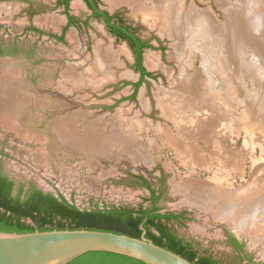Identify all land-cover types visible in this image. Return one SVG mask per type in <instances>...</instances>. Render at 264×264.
Listing matches in <instances>:
<instances>
[{
  "label": "rangeland",
  "instance_id": "rangeland-1",
  "mask_svg": "<svg viewBox=\"0 0 264 264\" xmlns=\"http://www.w3.org/2000/svg\"><path fill=\"white\" fill-rule=\"evenodd\" d=\"M31 1L0 0V59L24 72L29 88L18 97L30 102L28 132H46L43 128L59 117L72 119L77 132L90 126L98 138L82 143L85 136L78 140V133L61 121L54 128L69 132V138H63L57 131L65 145L51 137L28 139L0 126L1 170L17 186L33 183L82 211L150 208L152 191L139 179L143 177L161 194L157 205L161 213L184 214L183 220L169 226L201 254L221 264H241L244 255L231 246L233 236L255 264H264V224L251 237L217 216L218 206L236 199L244 202L239 209L264 203L261 48H255L259 53L248 52L244 68L236 66L226 59L220 41L200 33L203 19L187 32L182 24L153 18L130 4L112 8L103 0L104 10L122 15L139 38L154 46L143 53V65L153 77H146L131 99L140 74L128 43L117 40L102 21L83 24L89 14L82 0H71L69 13L79 25L65 32L68 18L54 6L55 0ZM128 1L152 5L151 0ZM185 1L187 8L209 11L221 24L226 22L223 2L238 3ZM10 70L16 72L13 66ZM17 106L25 108V103L18 101ZM127 132L136 139L137 147L131 151L122 152L117 140L104 144ZM83 144L91 152L72 149ZM197 184L213 187L218 195L215 208L186 201L188 188Z\"/></svg>",
  "mask_w": 264,
  "mask_h": 264
},
{
  "label": "trees",
  "instance_id": "trees-1",
  "mask_svg": "<svg viewBox=\"0 0 264 264\" xmlns=\"http://www.w3.org/2000/svg\"><path fill=\"white\" fill-rule=\"evenodd\" d=\"M87 1L93 9L91 18H103L109 31L118 39L128 41L129 46L134 50L135 69L141 75L139 81L134 84L135 91L131 97L134 99L145 78L153 77V74L149 73L143 65V53L145 49L154 48V46L149 41L142 42L134 28L128 26L123 28L112 23L115 16L99 11L93 0ZM59 3L66 5L68 25L65 32L70 26L78 25V22L69 14V0H60ZM139 179L144 181L145 186L152 191L150 198L152 206L150 208L111 206L104 209L82 211L69 203L63 196L57 197L52 193H46L33 183L17 186L16 182L0 168V231L28 233L54 229H89L141 238L144 234L141 230V225H143L146 231L145 236L156 245L180 255L194 264H220L212 256L201 254L192 242L186 241L173 232L169 226L170 223L183 220L184 214L161 213L157 207L161 194L157 195L143 177H139ZM234 242L239 245L236 240ZM68 264L145 263L113 253L90 252Z\"/></svg>",
  "mask_w": 264,
  "mask_h": 264
},
{
  "label": "bare ground",
  "instance_id": "bare-ground-1",
  "mask_svg": "<svg viewBox=\"0 0 264 264\" xmlns=\"http://www.w3.org/2000/svg\"><path fill=\"white\" fill-rule=\"evenodd\" d=\"M151 1L152 5H149L150 7L137 5L136 2L128 0H108V4L112 8L119 5L130 4V6L132 5L134 8L145 10V12L147 11L153 16V18L157 17L158 19L167 23L170 22L171 24H177V27L178 25L182 24L185 31L187 32L191 30L190 28H192V26L196 25V23L194 22H198V20L203 19L200 22V33L203 34V36L212 37L220 41L226 49V59L228 60V62L236 63V66L240 65L243 67V63L245 61L247 62L246 56L249 54L248 52L252 51V53H255L254 50H256L257 47L258 50L259 48H261V52L264 53V36H261V29L264 31V0H238L236 6L230 4L227 1L223 2L226 22L222 24L219 21L215 20V18L212 17V14L209 11H201L195 9L194 6L187 8L185 5V0ZM258 50L256 51L258 52ZM8 67H10V65H8ZM13 74H15L14 70L10 71V79L12 78V80L14 78L12 77ZM15 101V99L5 101V103H3V105L1 104L0 107H2V110H4L5 108L8 109L9 104L13 106L11 102L15 103ZM17 110L18 113L16 115V118L22 117L23 113H21V107ZM4 117L7 118L6 120H10V114L8 116L5 115ZM55 131L56 134L58 131V133H60L63 138H69L70 136L69 132L61 128V126L58 127ZM88 132H90V139L97 141L98 132L94 129L93 132L92 130L88 129ZM95 135L97 137H95ZM131 135V132H127V135L123 137L112 136L104 144H112L114 140H117L116 143L120 145V150L122 152H129L137 145L136 139H133ZM83 141L84 138L81 139V142ZM113 144H115V142ZM188 189L189 192H191L189 194L190 196L186 200L188 203L204 206L210 209L215 208L214 205L216 204V202H218V195L216 194V191L213 189V187L205 184H197L195 186H190ZM245 202L247 204L248 201L246 200ZM240 204H244V202L242 201L240 203L236 199L233 200L232 203L230 202V204L227 203V205L225 206H218V219H220L221 221H232L240 233L243 232L252 237L253 234L251 233H253L254 229L260 228V224H264L261 223V220H264V216H262V213L264 211V203H256V205L252 206L247 204L249 207L245 206V209L243 208L244 211L242 208L239 209ZM241 209L243 213L242 215L240 214V217H237V215H239V211L241 213Z\"/></svg>",
  "mask_w": 264,
  "mask_h": 264
},
{
  "label": "water",
  "instance_id": "water-1",
  "mask_svg": "<svg viewBox=\"0 0 264 264\" xmlns=\"http://www.w3.org/2000/svg\"><path fill=\"white\" fill-rule=\"evenodd\" d=\"M141 230V238L89 229L0 231V264H68L90 252L113 253L145 264H194L148 239L143 225Z\"/></svg>",
  "mask_w": 264,
  "mask_h": 264
},
{
  "label": "crops",
  "instance_id": "crops-1",
  "mask_svg": "<svg viewBox=\"0 0 264 264\" xmlns=\"http://www.w3.org/2000/svg\"><path fill=\"white\" fill-rule=\"evenodd\" d=\"M38 1L42 2L43 0H38ZM56 1L57 0H55V2H54L55 5H56ZM31 2L32 1L29 0V3H31ZM43 3H47V2L43 1ZM41 7H43V6H41ZM44 7H46V6H44ZM28 8H30L29 9L30 12H32V13L34 12L32 10V5L28 6ZM59 8H62L66 14L64 7H59ZM70 8H71V3H70ZM44 9H45V11L47 10V8H43L41 10H44ZM69 14L71 15V13H69ZM8 65L13 66L16 70L15 74L12 75V77H14L13 80H12V78L10 79V71H12V70L9 71ZM28 88L29 87L27 86V81L25 79L24 72H23L21 66L15 64V63H7L6 61H3L2 59H0V105L1 104L3 105V103H5V101H9L12 99L16 100L15 103L13 102V106H11L9 104L8 109L5 108L4 110H2L1 109L2 107H0V117H1L0 118V126H2L3 128H10V129L16 131L19 135H21L23 137H27L28 139L46 140V139H49L51 137L49 140L53 139L54 142H60V143L64 144L65 141H63V140L59 141L57 139V134L55 131L56 129L54 128L57 121H61V122H65L68 125V127H70L76 133H78V135H79V137L77 138L78 140H80V137H82L85 134V137H83V138H84L85 142H89L90 132H88V129L90 128V126H88L87 129L85 128V130L82 131V133L77 132L75 130L73 124H72V119H68V118L56 117L46 127L43 128V129H45L46 132H37L36 135H33V133H29L27 120L30 116L29 108H28L30 105V102H28V100H26V98L23 99L22 97H20V98L18 97L19 95H21V92L26 91ZM18 101L25 103V108H23V107L21 108V113H23L22 117L16 118V115L18 113L17 112L18 111L17 110L18 109V106H17ZM36 106L38 109L43 108V107H41L39 102L36 104ZM4 112L7 114H5ZM9 114H10V120H6L7 118H5L4 116L5 115L8 116ZM36 117L42 118L43 116L41 114H38ZM95 137H97V136L95 135ZM79 146L80 145L73 146L72 149H74L76 152H81V151L83 152L84 151L86 153L89 152L90 150H92V148L90 146L87 147L86 144L85 145L83 144L81 148Z\"/></svg>",
  "mask_w": 264,
  "mask_h": 264
},
{
  "label": "flooded vegetation",
  "instance_id": "flooded-vegetation-1",
  "mask_svg": "<svg viewBox=\"0 0 264 264\" xmlns=\"http://www.w3.org/2000/svg\"><path fill=\"white\" fill-rule=\"evenodd\" d=\"M59 1L60 0H57L56 1V5H55V7L56 8H59V7H64L65 8V11H66V5L64 4V3H59ZM83 2H84V4H85V7H86V9H87V11H88V14H89V16L87 17V18H85V20L82 22L83 24H85V25H88L89 24V21L91 20V19H95V20H99V21H102L105 25H106V27H107V24H106V22H105V20L103 19V18H100V19H98V18H91V15L93 14V9L90 7V5H89V2L87 1V0H82ZM102 1L103 0H93V3L95 4V6L98 8V10L99 11H103V12H106V13H108L109 15H111V16H115L114 18H113V20H112V23H114V24H117L118 26H121V27H123V28H125V27H132V26H130V24H128L127 22H125V20H124V18L122 17V15H119V14H111V13H109L108 11H106V10H104L102 7H101V3H102ZM62 2V1H61ZM70 3H71V0H69V5H68V8H69V11H70ZM78 22V21H77ZM123 24H122V23ZM78 25H79V22H78ZM77 26V25H76ZM108 28V27H107ZM109 30V29H108ZM111 33V32H110ZM112 34V33H111ZM113 35V34H112ZM137 35V34H136ZM113 36H115V35H113ZM138 36V35H137ZM116 37V36H115ZM139 37V36H138ZM116 39L117 40H119V41H124V40H121V39H118L117 37H116ZM140 40L142 41V42H146V41H143L141 38H140ZM124 42H126V43H128V41H124ZM150 44H151V42H150ZM128 45H129V43H128ZM130 47V46H129ZM131 48V47H130ZM133 50V49H132ZM133 52H134V50H133ZM134 56H135V54H134ZM140 74V73H139ZM140 77H141V75H140ZM231 239H230V244H231V246L237 251V252H239L241 255H242V253H243V255H244V257H243V261L241 262V264L244 262V261H248V264H255L254 263V261L252 260V258L250 257V256H248L247 254H245L244 253V251H245V249H244V245L242 244V243H240V242H238L237 241V239H235V237H233V236H231L230 237ZM234 240H236L237 242H238V244L239 245H237L235 242H234ZM240 245H241V247H240ZM214 258V257H213ZM215 260H217L216 258H214ZM218 261V260H217ZM221 264V263H220Z\"/></svg>",
  "mask_w": 264,
  "mask_h": 264
}]
</instances>
